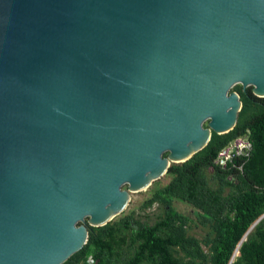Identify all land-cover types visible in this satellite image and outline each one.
<instances>
[{"label":"water","instance_id":"1","mask_svg":"<svg viewBox=\"0 0 264 264\" xmlns=\"http://www.w3.org/2000/svg\"><path fill=\"white\" fill-rule=\"evenodd\" d=\"M235 84L264 96V0H0V264L63 262L234 126Z\"/></svg>","mask_w":264,"mask_h":264},{"label":"trees","instance_id":"2","mask_svg":"<svg viewBox=\"0 0 264 264\" xmlns=\"http://www.w3.org/2000/svg\"><path fill=\"white\" fill-rule=\"evenodd\" d=\"M230 90L240 101L234 126L211 131L188 159L169 163L168 180L142 201L141 208L157 203L162 213L150 223L130 211L88 226L85 243L60 264H89L88 257L91 264H264V96L239 84ZM239 135L251 143L241 172L213 165L217 151ZM173 200L191 207L193 220L206 228L201 237L187 232L193 220Z\"/></svg>","mask_w":264,"mask_h":264},{"label":"rangeland","instance_id":"3","mask_svg":"<svg viewBox=\"0 0 264 264\" xmlns=\"http://www.w3.org/2000/svg\"><path fill=\"white\" fill-rule=\"evenodd\" d=\"M168 178L169 177L167 175L162 174L159 178L151 181L148 186L137 191L129 192L128 202L120 214H126L132 211L134 218L145 221L147 223L152 222L158 215L162 213V207L157 203H153L149 207L141 208V203L150 195L152 188L164 184L168 180ZM123 189H125V186H123ZM171 205L176 211L188 215L191 220H193L191 207L189 205L177 200H173L171 202ZM120 214L116 215L114 218L118 217ZM205 229V227H201L193 220L190 221L187 232L199 238L205 232ZM234 254L236 255L237 253L235 252Z\"/></svg>","mask_w":264,"mask_h":264},{"label":"built area","instance_id":"4","mask_svg":"<svg viewBox=\"0 0 264 264\" xmlns=\"http://www.w3.org/2000/svg\"><path fill=\"white\" fill-rule=\"evenodd\" d=\"M251 143L245 135H239L230 139L225 145H223L216 153L212 160V164L220 169L233 168L237 172H241V166L244 159L248 156ZM234 158H240V162H234ZM209 169H211L209 167ZM228 180L232 179V176L227 177ZM90 257L87 258V263L91 264Z\"/></svg>","mask_w":264,"mask_h":264}]
</instances>
